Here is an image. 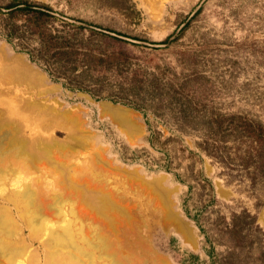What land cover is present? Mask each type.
Segmentation results:
<instances>
[{"label": "rangeland", "instance_id": "374dc122", "mask_svg": "<svg viewBox=\"0 0 264 264\" xmlns=\"http://www.w3.org/2000/svg\"><path fill=\"white\" fill-rule=\"evenodd\" d=\"M235 216L252 261L264 0H0V264H224Z\"/></svg>", "mask_w": 264, "mask_h": 264}, {"label": "trees", "instance_id": "16d2710c", "mask_svg": "<svg viewBox=\"0 0 264 264\" xmlns=\"http://www.w3.org/2000/svg\"><path fill=\"white\" fill-rule=\"evenodd\" d=\"M22 3H23L22 1H19V2L17 1L7 7V9H11V16L13 15V12L16 9H19L21 11L31 10L30 13L32 14L31 15L32 18L35 16L37 18H40L41 15H44V11L41 8L32 9L33 7H31V5H29L28 3H24V7H19V4H22ZM45 9H48V8L45 7ZM64 47H60V49L58 50V54L62 53V50L64 49ZM43 50L44 49H41V48L38 50V54L36 55L37 59L38 58L44 59L45 54ZM241 217L243 216H235L234 217L235 220H233L232 224L230 226H227L221 232H219L220 237H223L226 235L231 238V240L229 241L230 244H227L228 250L226 251L225 258H223L222 262H224V264H253L257 262L260 264H264V251H261L260 254L257 257H254L252 261H249V258L246 257L245 255V251L248 250L246 253H247V256H250L249 251L252 249L251 245L253 246V240H251L250 234L245 232L244 228L240 225L241 223H239V219ZM206 241L207 242L209 241L208 236H206Z\"/></svg>", "mask_w": 264, "mask_h": 264}, {"label": "bare ground", "instance_id": "6f19581e", "mask_svg": "<svg viewBox=\"0 0 264 264\" xmlns=\"http://www.w3.org/2000/svg\"><path fill=\"white\" fill-rule=\"evenodd\" d=\"M1 50L7 58L12 59V61L10 63L13 62V64L9 65V67L6 69V72H7L6 74L7 75L10 74L13 77H17L16 74H23V75L27 76L26 73H27V71H31V68H29L27 66L26 62L22 61L24 58L23 57H22V59L18 58L17 63H14L17 57L15 55H14V57H10L9 54L7 53L9 50L7 51L4 47H2ZM99 110H100L102 115L109 116L110 119L112 118L116 122H120L124 125H127V124L129 125V123H134L133 116L131 114V110L128 108L121 107V106H114L113 107L110 104L102 103ZM129 140H131V139H129ZM130 142H132V141H130ZM128 172L133 177H136V178L139 177L136 170H131ZM139 178H141V177H139ZM153 180L154 181L151 184H155V185L157 184L158 186H162V183L165 181L164 177L160 178V179L155 178ZM0 226L2 227V222H1Z\"/></svg>", "mask_w": 264, "mask_h": 264}, {"label": "water", "instance_id": "95a60500", "mask_svg": "<svg viewBox=\"0 0 264 264\" xmlns=\"http://www.w3.org/2000/svg\"><path fill=\"white\" fill-rule=\"evenodd\" d=\"M121 107H123V106H121ZM125 108H127V107H125ZM129 109V108H128ZM191 241H193V243L196 245L197 244V240L194 238V237H191Z\"/></svg>", "mask_w": 264, "mask_h": 264}]
</instances>
